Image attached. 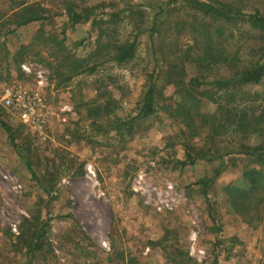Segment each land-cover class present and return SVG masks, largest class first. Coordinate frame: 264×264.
<instances>
[{"label":"rangeland","instance_id":"rangeland-1","mask_svg":"<svg viewBox=\"0 0 264 264\" xmlns=\"http://www.w3.org/2000/svg\"><path fill=\"white\" fill-rule=\"evenodd\" d=\"M168 2L0 0V264H175L182 251L197 264H264V212L248 223L224 190L248 187L246 170L264 172V147L190 136L169 113L170 84L131 133L111 129L138 115L152 75L162 87L153 25ZM245 2L264 12V0ZM69 3L94 7L103 22L72 24ZM17 7L45 18L17 26ZM127 41H136L135 56L120 63L115 47ZM192 43L188 30L179 34L181 47ZM186 77L189 86L200 79V90L215 85L192 61ZM248 88L255 98L247 104L264 109V82Z\"/></svg>","mask_w":264,"mask_h":264},{"label":"trees","instance_id":"trees-1","mask_svg":"<svg viewBox=\"0 0 264 264\" xmlns=\"http://www.w3.org/2000/svg\"><path fill=\"white\" fill-rule=\"evenodd\" d=\"M246 5L245 0H172L163 6L153 25L157 36L155 53L160 56V72L163 73L162 87L152 75L138 115L117 122L116 127L111 129L120 131L126 127L127 133H131L137 118L158 111L156 100L158 97L164 99L161 88L170 84L175 88L176 101L169 113L181 119L190 136H199L207 131L216 145L229 136L244 151L264 147V109L247 104L255 98L248 87L264 82V12L258 5L250 10ZM177 8L187 13L174 18L171 14ZM12 11L17 26L45 18L37 8L17 7ZM94 11V7H86L78 12L73 4L67 5L72 24L89 19L94 26L99 27L103 21L97 19ZM117 15L118 12L111 14ZM184 30L192 35L193 43L187 48L179 45V34ZM107 35L111 36V33ZM135 49L136 41L120 43L115 47L113 57L124 63L134 58ZM191 61L199 66L205 78L214 77L213 87L200 90V79L188 85L186 64ZM209 104H213L214 108L209 109ZM5 128L9 129L7 126ZM253 138L255 141L259 138L263 140L256 145V142H252ZM12 143L18 149L13 139ZM18 153L34 173L27 155L20 150ZM187 162L193 163L194 158L183 163ZM244 177L249 183L248 187L229 184L225 186V196L235 212L241 214L248 223H253L260 221L262 217L259 214L264 212V172L253 168L246 170ZM209 182H213V179L206 180V184ZM163 241L164 238L158 243L162 245ZM182 256L178 261L171 259L177 261L175 264H197L183 251Z\"/></svg>","mask_w":264,"mask_h":264},{"label":"built area","instance_id":"built-area-1","mask_svg":"<svg viewBox=\"0 0 264 264\" xmlns=\"http://www.w3.org/2000/svg\"><path fill=\"white\" fill-rule=\"evenodd\" d=\"M14 90L13 89H9L8 90V95L6 96V103L8 104V105H13V100H12V92H13ZM18 101H20V99L18 98L17 99ZM33 106H31V109L33 110ZM21 112V116L25 119V120H29L30 118H31V114H32V112L31 113H29L27 110H21L20 111Z\"/></svg>","mask_w":264,"mask_h":264}]
</instances>
